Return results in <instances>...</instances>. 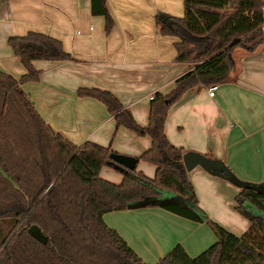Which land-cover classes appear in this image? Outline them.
Masks as SVG:
<instances>
[{"label":"trees","instance_id":"16d2710c","mask_svg":"<svg viewBox=\"0 0 264 264\" xmlns=\"http://www.w3.org/2000/svg\"><path fill=\"white\" fill-rule=\"evenodd\" d=\"M91 12L104 16L106 31L112 30L107 0H91ZM156 21L161 34L178 37L176 60L194 67L172 91L153 95L147 125H140L111 91H78L103 102L118 128L151 137V146L136 158L156 166L154 177L137 167H116L111 155L118 152L110 145L76 144L55 132L22 84L39 79L34 60L74 57L60 39L45 33L9 38L26 72L16 78L0 69V264H264V183H250L236 196L235 209L251 227L235 235L200 207L184 164L189 151L172 144L165 132L170 107L186 91L231 80L235 52L263 46L264 0H184L183 17L168 16L164 22L159 14ZM104 166L119 170L122 182L103 178ZM149 206L207 222L217 241L195 257L177 244L157 262H146L104 215ZM34 224L48 236L46 244L29 233Z\"/></svg>","mask_w":264,"mask_h":264},{"label":"crops","instance_id":"0c3cea01","mask_svg":"<svg viewBox=\"0 0 264 264\" xmlns=\"http://www.w3.org/2000/svg\"><path fill=\"white\" fill-rule=\"evenodd\" d=\"M180 5L183 9L184 0H107L115 20L107 32L105 17L92 14L91 0H0V69L16 78L26 72L9 45L10 37L36 31L60 39L74 59L34 60L39 79L24 82L22 88L55 132L76 144L90 140L138 157L151 146V137L124 133L125 140L116 144L113 136L120 127L114 116L103 102L78 91L82 87L111 91L140 125H147L151 96L172 91L176 80L194 67L176 60L178 37L161 34L156 21L159 14L182 16ZM234 61L232 79L210 85L217 86L214 96L208 94L210 86L199 85L170 107L165 132L172 144L220 160L242 181L261 184L264 44L253 53L236 51ZM153 167L152 172L137 164L149 177L155 176ZM101 176L114 183L124 177L110 166L102 168ZM188 177L200 207L213 221L238 236L250 229L249 219L235 209L241 188L200 166ZM104 220L148 262H157L177 244L195 257L217 240L207 222L158 206L108 212Z\"/></svg>","mask_w":264,"mask_h":264},{"label":"water","instance_id":"95a60500","mask_svg":"<svg viewBox=\"0 0 264 264\" xmlns=\"http://www.w3.org/2000/svg\"><path fill=\"white\" fill-rule=\"evenodd\" d=\"M162 17L164 22L168 21L167 16L162 15ZM111 158L115 163L116 167L123 166L127 169H134L135 167H137L138 164L137 158L130 155L115 153L111 155ZM184 164L188 172L194 169L195 167L200 166L214 175L231 181L240 188L246 187L250 184L249 182L242 181L238 177H236V175H234V173L224 162L209 158L208 156L198 152L187 153L184 157ZM28 231L34 238H36L43 244H46L49 240L48 236L45 235L42 229L36 224L31 225Z\"/></svg>","mask_w":264,"mask_h":264},{"label":"rangeland","instance_id":"374dc122","mask_svg":"<svg viewBox=\"0 0 264 264\" xmlns=\"http://www.w3.org/2000/svg\"><path fill=\"white\" fill-rule=\"evenodd\" d=\"M182 7H183V9L181 8V5H180V12H181V9H182V14L184 15V5H182ZM183 15L182 16H178V17H183ZM177 17V16H176ZM264 32V31H263ZM133 131L131 130V129H129V128H127V127H125V126H121L120 128H119V130H118V132H117V134L116 135H114L113 136V140H115V142H116V144L117 143H121L122 142V140H125V138H126V136H125V134L124 133H132ZM135 133V132H134ZM137 135V134H136ZM120 140H121V142H120ZM127 140V139H126ZM127 145V144H126ZM113 148H114V145H113ZM119 153H121V152H119ZM122 154V153H121ZM210 158V157H209ZM217 160V159H216ZM139 164V168L141 167V166H146V167H151L152 168V172H153V170H154V167H153V164L152 163H150V162H147V161H145V160H141L140 161V163H138ZM107 168V167H106ZM110 169L113 171V173H115V174H121V172L119 171V170H117L116 168H114V167H112V166H110ZM104 172H105V170H104ZM223 179H225V178H223ZM227 180V179H226ZM241 180V179H240ZM227 181H229V180H227ZM229 182H231V181H229ZM232 183V182H231ZM232 185H234L233 187H235V189H237V187H239V186H237L236 184H234V183H232ZM240 188V187H239ZM206 211V210H205ZM207 212V211H206ZM138 213H141V212H138ZM147 213H150V215H151V213L152 212H147ZM207 214L209 215V213L207 212ZM211 219V218H210ZM110 226V225H109ZM111 227V226H110ZM112 228H114V227H112ZM116 229V228H115ZM230 230V229H229ZM231 231V230H230ZM231 232H233V231H231ZM233 233H235V232H233ZM236 234V233H235ZM237 236H238V234H237ZM217 241V240H216ZM215 241V242H216ZM211 244H213V243H211ZM209 246H211V245H209ZM208 246V247H209ZM207 247V248H208ZM206 248V249H207ZM206 249H204V250H206ZM203 250V251H204ZM202 251V252H203ZM200 254V253H199ZM196 256V255H195ZM146 262H148V261H146ZM150 263H153V262H150Z\"/></svg>","mask_w":264,"mask_h":264},{"label":"built area","instance_id":"2783aa9c","mask_svg":"<svg viewBox=\"0 0 264 264\" xmlns=\"http://www.w3.org/2000/svg\"><path fill=\"white\" fill-rule=\"evenodd\" d=\"M263 31H264V26H263ZM217 86L213 85V86H210L208 88V94L210 96H214L215 95V90H216ZM151 99H153V95L151 96Z\"/></svg>","mask_w":264,"mask_h":264}]
</instances>
